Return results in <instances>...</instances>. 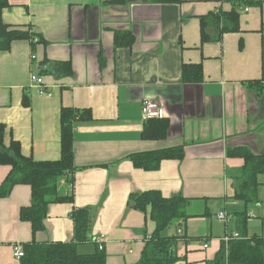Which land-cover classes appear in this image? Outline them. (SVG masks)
I'll use <instances>...</instances> for the list:
<instances>
[{"label": "crops", "instance_id": "0c3cea01", "mask_svg": "<svg viewBox=\"0 0 264 264\" xmlns=\"http://www.w3.org/2000/svg\"><path fill=\"white\" fill-rule=\"evenodd\" d=\"M8 1L4 22L35 37L0 50L4 143L14 139L23 155L55 160L61 107L91 111L89 120L73 122L74 179L59 184V192L72 191L73 200L48 205L37 241L71 240L72 210L88 207L89 238L78 251L93 252L94 238L105 234L106 264H135L155 223L148 212L129 206L128 198L145 190L189 198V216L167 229L184 236L172 248L173 264H207L230 232L264 235V179L256 202L235 200L244 160L229 154L236 149L260 154L263 148L264 83L248 82L264 69V0ZM236 2L239 29L219 35L207 25L202 39L200 18L230 11ZM116 32L129 33L131 43L116 46ZM59 61H70L71 74L50 69V62ZM183 64H200L201 80L184 81ZM31 75L42 79L44 92ZM145 99L162 109L164 137L142 138ZM175 147L182 148V158L164 159L156 170L137 168L129 158ZM9 170L0 164V184ZM30 202L27 184L0 197V264H22L12 256V244L32 239L30 223L19 214ZM243 209L245 230L234 214ZM222 210L231 214L228 221L216 217Z\"/></svg>", "mask_w": 264, "mask_h": 264}, {"label": "trees", "instance_id": "16d2710c", "mask_svg": "<svg viewBox=\"0 0 264 264\" xmlns=\"http://www.w3.org/2000/svg\"><path fill=\"white\" fill-rule=\"evenodd\" d=\"M160 2H178L179 0H156ZM240 2L246 0H239ZM236 2L232 10H217L200 18L202 39H205L204 30L212 25L220 35L223 32L239 29V13ZM246 4V3H245ZM9 6L8 0H0V50H9L12 41L28 39L33 41L32 33L27 30L14 28L2 19V11ZM125 39H128L124 42ZM42 41V38L36 39ZM129 33L116 32L114 43L129 45ZM51 70L58 76L71 74L70 61L50 62ZM49 71V70H48ZM202 68L200 64H183L182 79L184 81H200ZM262 86L264 83V69L261 76L248 84ZM89 109L61 107L60 109V155L55 160H34L21 153L18 141L11 139L9 145L4 143L5 125L0 123V164L10 166V170L0 184V197L7 196L16 184H27L31 190V202L21 207L20 219L27 221L31 226L32 239L21 243L24 254L20 258L22 264H106V255L95 244V250L90 253H80L78 244L89 238L91 226V210L88 207L74 208L71 217L74 221V235L69 241H37L35 234L44 229V219L48 205L54 202H72L73 193L59 192L60 180L72 184L75 170L73 151V122L75 120H89ZM167 132V122L158 117L149 118L144 124L142 138L164 137ZM238 155L244 163L238 171L235 180L237 188L233 198L247 203L257 201V189L261 184L260 176L264 174V142L260 154L248 150L236 149L229 152ZM181 147L164 148L152 151L132 153L129 158L133 165L144 170H156L164 159H181ZM189 198L176 194L163 196L158 190H145L133 193L128 198L129 206L148 212L154 221L155 228L146 238L139 260L135 264H173L177 258L172 255V248L182 235L168 233L170 226L180 225L189 214L186 211ZM235 216L239 227L245 230L247 211H236ZM242 238L234 239L225 247L223 244L214 258L207 264H264V235L247 236L240 231Z\"/></svg>", "mask_w": 264, "mask_h": 264}, {"label": "built area", "instance_id": "2783aa9c", "mask_svg": "<svg viewBox=\"0 0 264 264\" xmlns=\"http://www.w3.org/2000/svg\"><path fill=\"white\" fill-rule=\"evenodd\" d=\"M244 10L245 11L248 10V7H244ZM30 79L31 81L36 82L39 85L40 92H44L42 88V79L40 77L36 75H31ZM141 113H142L143 118L147 120L149 118L161 117L162 109L160 108L157 101L145 99L141 105ZM216 217L220 220L228 221L230 218V215L226 211L225 212L220 211L216 214ZM240 238H242L240 233L237 231H234V232L225 234L221 238V240H222V243L225 245V247H227L231 240L240 239ZM105 241H106L105 234H100L94 238V242L97 245L99 250L104 249ZM203 246L206 247L207 244L205 243L203 244ZM23 254H24V251H23L22 244L20 242H14L12 244V256L17 260H20Z\"/></svg>", "mask_w": 264, "mask_h": 264}, {"label": "rangeland", "instance_id": "374dc122", "mask_svg": "<svg viewBox=\"0 0 264 264\" xmlns=\"http://www.w3.org/2000/svg\"><path fill=\"white\" fill-rule=\"evenodd\" d=\"M259 178H260V179H264V175H261ZM222 211H223V210H222ZM230 217H231V214H230ZM234 221H235V219H232V220H231V223H230V227H232V228H234ZM172 227H173V225L170 226L169 229L172 228ZM173 229H174V228H173ZM231 241H232V240H231Z\"/></svg>", "mask_w": 264, "mask_h": 264}]
</instances>
